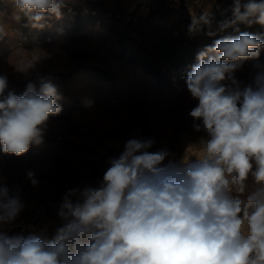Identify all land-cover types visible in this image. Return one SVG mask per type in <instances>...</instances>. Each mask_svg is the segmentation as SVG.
<instances>
[{
  "label": "clouds",
  "instance_id": "9594fccd",
  "mask_svg": "<svg viewBox=\"0 0 264 264\" xmlns=\"http://www.w3.org/2000/svg\"><path fill=\"white\" fill-rule=\"evenodd\" d=\"M74 2L10 0L12 19L42 29ZM231 11L219 30L231 27L238 35L198 52L187 73V91L196 101L188 115L192 128L204 133L194 143V158L176 159L167 148L149 151L152 138L128 139L106 160L95 186L63 195L51 240L3 230L26 206L0 175V264H264V65H256L247 84L235 76L264 48V36L237 27L264 26V0H234ZM202 25L211 28L210 10L192 15L189 35ZM5 35L0 24V38ZM44 58L35 54L14 67L27 74ZM62 98L51 77L17 94L0 74V151L19 157L41 145L49 118L62 112ZM92 103L84 101L85 107ZM250 176L254 188L245 202L233 193L244 194ZM27 179L39 183L32 171Z\"/></svg>",
  "mask_w": 264,
  "mask_h": 264
},
{
  "label": "rangeland",
  "instance_id": "374dc122",
  "mask_svg": "<svg viewBox=\"0 0 264 264\" xmlns=\"http://www.w3.org/2000/svg\"><path fill=\"white\" fill-rule=\"evenodd\" d=\"M88 1L69 3L59 19L53 16L42 29H34L17 24L10 0H0V24L6 33L0 38V74L7 75L17 94L28 83L39 88L41 76L51 77L63 97L57 101L62 112L49 118L41 145L19 157L0 151V175L11 194L20 192L26 206L14 223L3 226L9 236L37 234L51 240L63 195L71 188L95 186L106 160L119 155L128 139L152 138L156 143L149 151L167 148L180 159L184 154L194 158V143L204 135L192 128L188 113L196 101L172 65L173 49L176 38L192 37V15L210 10L218 20L222 7L234 0H184V9H179V0H97L107 9L110 27L75 30L73 15L84 12ZM115 29L123 33L122 43ZM192 41L199 43L197 38ZM35 54L46 58L27 74L16 71L22 58ZM146 57L162 75V85L143 68ZM257 64L264 65V59L246 61L236 78L249 83ZM85 100L92 106L85 107ZM28 171L35 173L37 186L27 179ZM247 184L244 194L233 196L246 202L254 188L251 176Z\"/></svg>",
  "mask_w": 264,
  "mask_h": 264
},
{
  "label": "trees",
  "instance_id": "16d2710c",
  "mask_svg": "<svg viewBox=\"0 0 264 264\" xmlns=\"http://www.w3.org/2000/svg\"><path fill=\"white\" fill-rule=\"evenodd\" d=\"M233 2V1H232ZM242 3H246L247 0H241ZM185 3L184 0H179V9H184ZM234 7V3L231 5L226 4L222 7V15L217 17L218 20L212 19L211 28L208 26H201V31L197 35H191L188 39L184 38H176L175 48L173 49V58H172V65L176 70L177 75L181 79H186L187 73L190 71L192 66L197 63L196 56L197 53L203 50L207 46L214 45L217 39H222L227 36H235L238 33L234 30V28H227L223 31L219 30V23L230 19L232 15V8ZM107 13V9L103 6L100 1L91 0L86 3L84 7V12L77 11L75 15H73L72 22L74 24L75 30H84L88 27H93L94 25L98 24L101 26H105L107 28L110 27V24L107 23L108 16L105 15ZM115 27V25H113ZM239 30L241 32H249L254 35H261L264 36V26L260 24H253L251 26H247L245 24H239ZM116 39L122 43L123 42V33L114 31ZM209 32H212L213 35H208ZM195 36V37H194ZM193 38H197L199 43L193 42ZM202 45L201 49L199 45ZM264 59V48L260 51V56L258 59L255 60H248L249 62H259L260 60ZM154 68L152 71H150ZM145 70L150 72L159 84H163V77L160 72L149 63L147 57L145 59L144 67Z\"/></svg>",
  "mask_w": 264,
  "mask_h": 264
}]
</instances>
